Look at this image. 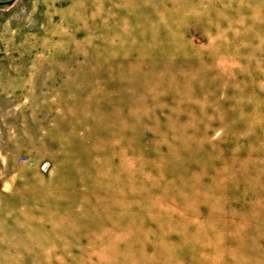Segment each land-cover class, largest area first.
Returning <instances> with one entry per match:
<instances>
[{
  "label": "rangeland",
  "instance_id": "rangeland-1",
  "mask_svg": "<svg viewBox=\"0 0 264 264\" xmlns=\"http://www.w3.org/2000/svg\"><path fill=\"white\" fill-rule=\"evenodd\" d=\"M0 264H264V0L0 9Z\"/></svg>",
  "mask_w": 264,
  "mask_h": 264
},
{
  "label": "flooded vegetation",
  "instance_id": "flooded-vegetation-1",
  "mask_svg": "<svg viewBox=\"0 0 264 264\" xmlns=\"http://www.w3.org/2000/svg\"><path fill=\"white\" fill-rule=\"evenodd\" d=\"M16 0H0V9L10 7Z\"/></svg>",
  "mask_w": 264,
  "mask_h": 264
},
{
  "label": "built area",
  "instance_id": "built-area-1",
  "mask_svg": "<svg viewBox=\"0 0 264 264\" xmlns=\"http://www.w3.org/2000/svg\"><path fill=\"white\" fill-rule=\"evenodd\" d=\"M20 162L26 165H33V163L26 158H21Z\"/></svg>",
  "mask_w": 264,
  "mask_h": 264
}]
</instances>
